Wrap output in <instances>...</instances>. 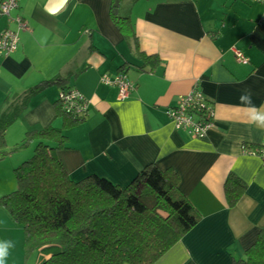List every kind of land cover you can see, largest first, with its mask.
<instances>
[{"label": "crops", "instance_id": "0c3cea01", "mask_svg": "<svg viewBox=\"0 0 264 264\" xmlns=\"http://www.w3.org/2000/svg\"><path fill=\"white\" fill-rule=\"evenodd\" d=\"M15 18L26 29L18 33L16 52L0 58L3 152L27 133L61 130L58 94L76 90L88 109L86 118L65 132L66 149L57 153L68 179L78 183L94 176L125 189L150 166L171 170L198 223L155 264L242 259L264 231V168L250 155L264 148V130L252 123L251 106L240 99L248 89L252 105L264 111V5L254 0H22L11 13ZM5 30L15 32L17 25L0 18V34ZM138 53L155 61L142 63ZM235 53L247 65L238 64ZM118 74L133 87L125 102L118 101L115 88L101 84L102 77L112 80ZM57 79L63 84L33 91ZM194 87L214 113L213 131L204 140L175 131L165 116ZM32 149L7 158L12 172ZM229 177L244 186L233 208L223 192ZM9 242L13 247L5 264H38L36 255L24 261L23 233L0 212V244Z\"/></svg>", "mask_w": 264, "mask_h": 264}, {"label": "trees", "instance_id": "16d2710c", "mask_svg": "<svg viewBox=\"0 0 264 264\" xmlns=\"http://www.w3.org/2000/svg\"><path fill=\"white\" fill-rule=\"evenodd\" d=\"M137 58L142 63L155 61L140 53ZM52 84L61 85L63 80L33 91ZM56 107L63 120L61 130L49 127L27 133L9 153L3 152L0 133V163L33 147L32 156L13 171L16 191L0 198V210L23 233L24 261L36 255L38 264H155L198 223L178 192L177 175L150 166L125 189L94 176L71 182L57 153L66 149L65 132L84 119L65 114L58 103ZM223 192L227 206L233 208L244 186L229 177ZM233 264H264V231Z\"/></svg>", "mask_w": 264, "mask_h": 264}, {"label": "built area", "instance_id": "2783aa9c", "mask_svg": "<svg viewBox=\"0 0 264 264\" xmlns=\"http://www.w3.org/2000/svg\"><path fill=\"white\" fill-rule=\"evenodd\" d=\"M22 0H1L0 18L7 19L17 25V31L5 30L0 34V58H7L16 52L19 45L18 33L24 31L26 26L19 18L11 19V13L17 10ZM264 5V0H254ZM238 64L247 65V61L240 55L234 54ZM101 84L117 90L119 102L129 99L133 87L128 83L124 74L116 75L112 80L102 77ZM57 103L63 112L73 118L85 119L87 116V100L76 90L64 89L58 94ZM165 116L172 128L177 132L186 133L193 139L204 140L214 128V113L203 95L194 87L186 96L177 99L174 107L165 112ZM258 158L264 168V148L250 153Z\"/></svg>", "mask_w": 264, "mask_h": 264}, {"label": "clouds", "instance_id": "9594fccd", "mask_svg": "<svg viewBox=\"0 0 264 264\" xmlns=\"http://www.w3.org/2000/svg\"><path fill=\"white\" fill-rule=\"evenodd\" d=\"M63 3H67V0H63ZM241 101L251 106V121L256 125L257 128L264 130V111H260L254 105H252V93L250 90L245 89L240 97ZM264 108V106H261ZM13 247L9 242L6 245L0 244V264H5L8 256V248Z\"/></svg>", "mask_w": 264, "mask_h": 264}, {"label": "rangeland", "instance_id": "374dc122", "mask_svg": "<svg viewBox=\"0 0 264 264\" xmlns=\"http://www.w3.org/2000/svg\"><path fill=\"white\" fill-rule=\"evenodd\" d=\"M10 151L6 153H9ZM20 152L23 151H19L18 153ZM18 153L9 156L8 159L11 157L14 158ZM8 159L6 158L2 161V163H0V195L3 197L16 191V182L11 168V163L13 162ZM13 169H15V167ZM0 212L2 211L0 210Z\"/></svg>", "mask_w": 264, "mask_h": 264}]
</instances>
